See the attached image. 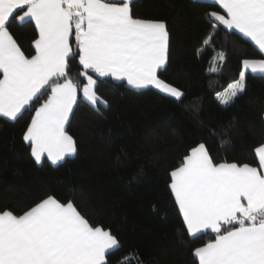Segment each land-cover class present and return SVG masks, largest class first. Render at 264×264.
I'll return each instance as SVG.
<instances>
[{"label": "snow or ice", "instance_id": "obj_1", "mask_svg": "<svg viewBox=\"0 0 264 264\" xmlns=\"http://www.w3.org/2000/svg\"><path fill=\"white\" fill-rule=\"evenodd\" d=\"M213 2L224 14L208 13L212 32L219 26L236 30L264 54V0ZM134 3L0 0V118L15 122L34 111L23 140L37 165L47 160L58 166L77 154L70 117L81 96L94 108L108 106L97 95L100 78L126 81L136 90L154 88L182 102L184 91L160 78L170 59L168 25L139 18ZM13 22L34 23L33 55L22 50ZM212 39L207 36L203 44ZM219 57L226 61L223 51ZM77 58L82 82L69 75L70 61ZM249 72L264 76V58L242 61L238 79L217 94L221 105L234 104L246 92ZM255 154L258 166L218 162L200 142L170 172L169 188L187 233L214 234L194 249L198 264H264V144ZM120 247L110 228L90 222L73 201L54 194L22 213L0 208V264H110L108 255Z\"/></svg>", "mask_w": 264, "mask_h": 264}, {"label": "trees", "instance_id": "obj_2", "mask_svg": "<svg viewBox=\"0 0 264 264\" xmlns=\"http://www.w3.org/2000/svg\"><path fill=\"white\" fill-rule=\"evenodd\" d=\"M212 11L224 14L208 0H135L136 16L167 23L170 59L160 78L185 96L177 102L154 88L136 90L125 81L100 78L97 95L108 106L94 108L78 98L68 126L78 152L61 165H37L31 156L23 134L34 111L15 122L0 118V208L22 213L54 194L118 235L121 247L108 255L110 264H198L194 249L214 234L187 233L169 188L170 172L200 142L218 162L253 166L255 148L264 144V76L247 73L246 92L230 106L217 99L238 79L244 59L264 54L236 30L220 27L204 61L200 50L212 33ZM11 31L25 54L33 55L34 23L13 22ZM82 70L78 58L70 61L74 82L83 81Z\"/></svg>", "mask_w": 264, "mask_h": 264}, {"label": "crops", "instance_id": "obj_3", "mask_svg": "<svg viewBox=\"0 0 264 264\" xmlns=\"http://www.w3.org/2000/svg\"><path fill=\"white\" fill-rule=\"evenodd\" d=\"M208 1H213V0H208ZM220 27H223V26H219L217 29H219ZM216 29V30H217ZM211 49L210 48V46L209 45H205L201 50H200V56H201V58L204 60V61H206L205 59H206V57L204 56V54L206 53V50L207 49ZM114 79V78H113ZM126 82V81H125Z\"/></svg>", "mask_w": 264, "mask_h": 264}, {"label": "rangeland", "instance_id": "obj_4", "mask_svg": "<svg viewBox=\"0 0 264 264\" xmlns=\"http://www.w3.org/2000/svg\"><path fill=\"white\" fill-rule=\"evenodd\" d=\"M215 32H216V30H215ZM215 32H212L210 35H213ZM207 45H209L211 49H214V46H213V44H212L211 41H210L209 44H207ZM229 85H230V84H229ZM229 85H228V86H229ZM228 86H227L224 90H222L221 92H219V93H223V92L228 88Z\"/></svg>", "mask_w": 264, "mask_h": 264}]
</instances>
